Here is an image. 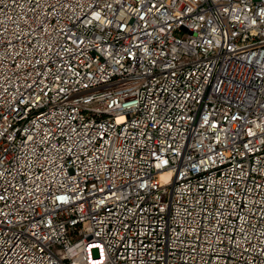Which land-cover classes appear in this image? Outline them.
Instances as JSON below:
<instances>
[{
	"label": "built area",
	"instance_id": "1",
	"mask_svg": "<svg viewBox=\"0 0 264 264\" xmlns=\"http://www.w3.org/2000/svg\"><path fill=\"white\" fill-rule=\"evenodd\" d=\"M0 264H264V0H0Z\"/></svg>",
	"mask_w": 264,
	"mask_h": 264
}]
</instances>
